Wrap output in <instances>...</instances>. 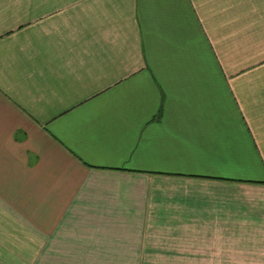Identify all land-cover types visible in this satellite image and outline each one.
I'll use <instances>...</instances> for the list:
<instances>
[{
  "label": "crops",
  "instance_id": "0c3cea01",
  "mask_svg": "<svg viewBox=\"0 0 264 264\" xmlns=\"http://www.w3.org/2000/svg\"><path fill=\"white\" fill-rule=\"evenodd\" d=\"M0 264H264V0H0Z\"/></svg>",
  "mask_w": 264,
  "mask_h": 264
}]
</instances>
